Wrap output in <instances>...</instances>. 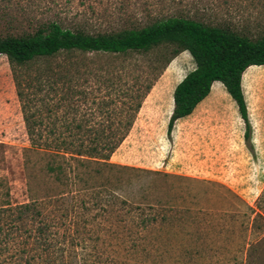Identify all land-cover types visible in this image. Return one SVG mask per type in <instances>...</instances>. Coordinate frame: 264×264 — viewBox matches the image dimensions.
Wrapping results in <instances>:
<instances>
[{
    "label": "rangeland",
    "instance_id": "obj_1",
    "mask_svg": "<svg viewBox=\"0 0 264 264\" xmlns=\"http://www.w3.org/2000/svg\"><path fill=\"white\" fill-rule=\"evenodd\" d=\"M172 16L252 39L264 34V0H0V36L50 22L113 33ZM159 48L172 57L175 45ZM138 60L75 52L50 63L63 67L67 87L86 90L81 97L91 103L106 95V79L133 83L130 66ZM46 65L22 71L34 77ZM195 67L189 51L173 58L109 165L73 160L75 170L58 177L49 169L51 151L31 144L12 66L0 54V206L35 203L41 211L1 223L11 246L28 247L23 264H264V66L249 67L243 77L253 149L221 82L168 135L174 89ZM5 240L1 235L0 264L17 255Z\"/></svg>",
    "mask_w": 264,
    "mask_h": 264
},
{
    "label": "trees",
    "instance_id": "obj_2",
    "mask_svg": "<svg viewBox=\"0 0 264 264\" xmlns=\"http://www.w3.org/2000/svg\"><path fill=\"white\" fill-rule=\"evenodd\" d=\"M170 45H175L172 57L163 52L159 55V47ZM153 50L157 52L154 59L146 60L145 64V58ZM182 51L190 52L196 67L174 89L168 135L171 136L178 120L191 115L210 94L214 82L221 81L238 105L245 123L246 144L253 149V127L242 82L250 66H264V34L252 39L202 21L172 16L141 28L113 33L89 34L50 22L34 32L0 36V54H5L12 66L31 144L51 151L55 159L49 169L58 177L60 173L75 170L73 160L109 165L108 160L129 135L156 81ZM75 52L138 58L130 66L132 72H137L135 81L128 85L123 83L122 76L116 82L112 77L106 79V95L95 97L90 103L81 97L89 93L68 88L63 67L50 63L59 55ZM41 61L47 65L39 67L34 77L22 71ZM123 70H127L125 66ZM86 103L88 106L84 107ZM40 214L35 203L0 206V237L5 236L8 252L14 247L2 221L24 220ZM39 239H43L40 245L48 240L46 236ZM14 249L17 255L12 254L9 259H15H7L6 264H23L20 259L25 258L28 247Z\"/></svg>",
    "mask_w": 264,
    "mask_h": 264
},
{
    "label": "crops",
    "instance_id": "obj_3",
    "mask_svg": "<svg viewBox=\"0 0 264 264\" xmlns=\"http://www.w3.org/2000/svg\"><path fill=\"white\" fill-rule=\"evenodd\" d=\"M252 66H254V65H252ZM257 66H258V65H257ZM260 66H262V65H260ZM250 67H251V66H250ZM247 70H248V69H247ZM247 70H246V71H247ZM246 71H245V72H246ZM243 77H244V75H243ZM220 82H221V81H215L213 85H215V84H217V83H220ZM221 83H222V82H221ZM221 83H220V84H221ZM222 84H223V83H222ZM223 85H224V84H223ZM242 85H243V82H242ZM243 89H244V87H243ZM226 91H227V90H226ZM212 92H213V86H212V90H211L210 94H212ZM227 92H228V91H227ZM210 94H209L206 98H208V97L210 96ZM228 94H229V93H228ZM229 95H230V94H229ZM230 96H231V95H230ZM206 98H205V99H206ZM205 99H204V100H205ZM204 100H203V101H204ZM203 101H202V102H203ZM200 104H201V103H200ZM172 111H173V110H172Z\"/></svg>",
    "mask_w": 264,
    "mask_h": 264
}]
</instances>
